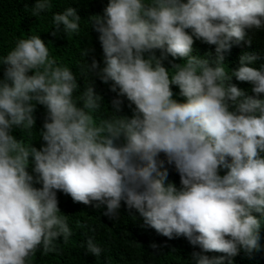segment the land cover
<instances>
[{
    "label": "clouds",
    "instance_id": "obj_1",
    "mask_svg": "<svg viewBox=\"0 0 264 264\" xmlns=\"http://www.w3.org/2000/svg\"><path fill=\"white\" fill-rule=\"evenodd\" d=\"M51 7V0H36L31 15ZM80 22L74 7L53 13L51 35L78 34ZM88 23L98 33L103 66L83 60L82 90L39 35L18 39L0 56V264H28L37 249L48 254L58 238L69 240L58 191L104 206L109 218L123 202L142 226L199 247L192 264H233L241 251L257 249L264 224V62L256 65L264 58L241 54L229 70L224 53L249 31L264 30V0H108ZM194 39L215 46L214 59L193 55ZM92 75L111 82V111ZM233 77L250 83L255 95ZM121 97L134 105L131 117L120 114ZM37 104L47 113L39 149L32 146ZM16 128L25 139L13 136ZM165 164L178 173L179 186ZM83 246L92 256L103 251L93 237Z\"/></svg>",
    "mask_w": 264,
    "mask_h": 264
},
{
    "label": "trees",
    "instance_id": "obj_2",
    "mask_svg": "<svg viewBox=\"0 0 264 264\" xmlns=\"http://www.w3.org/2000/svg\"><path fill=\"white\" fill-rule=\"evenodd\" d=\"M36 0H0V56L10 51L18 39L27 38L29 35H39L49 48L51 57L59 65L68 66L77 76L78 87L82 90L85 86V79L81 77L80 66L85 60L91 64L93 58L103 66V52L98 40V33L91 29L88 18L93 15H102L108 0H51L52 7L40 16L31 15V7ZM27 6V8L25 7ZM67 7H74L81 17L80 30L78 34L67 35L63 32L56 36L51 35L54 30L52 24L53 13L62 12ZM89 49L87 57L81 56L82 49ZM215 46L209 45L201 40H195L193 44V55L214 59ZM244 53L257 54L264 58V30H251L245 41L234 44L230 51L224 53V63L229 70L238 67L239 56ZM157 50L156 55L159 56ZM169 56L164 61V66L170 69ZM174 63H182L176 59ZM264 62V59L257 61ZM4 66L0 65V79H3ZM32 73L30 72L29 75ZM94 81L95 91L102 96L103 105L107 111L112 110L111 101L117 94L110 90L111 82L105 84L95 77L90 76ZM231 83L238 88L252 93V85L248 82L237 81L234 77ZM174 98L183 100L178 96L179 89L171 86ZM264 98V94H261ZM121 115L131 117L134 105L130 106L126 98L121 97ZM78 106H82L79 105ZM34 128L32 146L39 149L44 143L38 139L42 125L47 113L44 106L37 104L33 113ZM13 136L19 141L26 138L22 130L13 129ZM37 134V135H36ZM264 155V154H262ZM160 159H164L161 154ZM168 168L169 181L179 186V175L173 166L165 164ZM31 172V166L28 169ZM222 170L221 175L224 174ZM40 187V185H34ZM58 208L60 212L68 216V224L72 235L65 243L62 238L57 239V251L43 254L42 250L37 251L29 257L28 264H192L193 252H200L199 247L192 246L184 237L168 239L155 232L154 229L144 227L142 218L133 211H129L121 202L118 214L112 218L105 216L104 206L96 208L93 203L85 205L80 202H73L71 197L62 192H57ZM258 215V214H257ZM93 237L103 249L99 257L86 253L85 241ZM157 245L156 248L151 247ZM209 256H219L221 253H207ZM233 264H264V224L260 229L259 247L251 252L241 251L233 258Z\"/></svg>",
    "mask_w": 264,
    "mask_h": 264
}]
</instances>
